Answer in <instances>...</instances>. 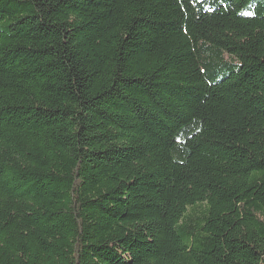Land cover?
Instances as JSON below:
<instances>
[{"label":"trees","instance_id":"1","mask_svg":"<svg viewBox=\"0 0 264 264\" xmlns=\"http://www.w3.org/2000/svg\"><path fill=\"white\" fill-rule=\"evenodd\" d=\"M0 264H264V0H0Z\"/></svg>","mask_w":264,"mask_h":264}]
</instances>
